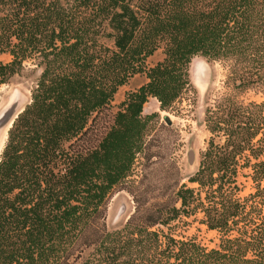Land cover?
Listing matches in <instances>:
<instances>
[{
  "label": "trees",
  "instance_id": "16d2710c",
  "mask_svg": "<svg viewBox=\"0 0 264 264\" xmlns=\"http://www.w3.org/2000/svg\"><path fill=\"white\" fill-rule=\"evenodd\" d=\"M2 54L0 85L28 63L39 76L0 154V264H264V0H0ZM197 56L226 66L229 91L205 109L195 186L164 183L150 201L152 188L129 178L138 158L171 177L161 150L173 130L167 119L164 138L149 136L159 114L143 106L153 97L172 112L194 91ZM139 73L147 81L107 120ZM248 90L262 100H241ZM243 170L255 192L241 198ZM121 185L134 209L109 230ZM192 216L217 232L216 247L173 234Z\"/></svg>",
  "mask_w": 264,
  "mask_h": 264
},
{
  "label": "rangeland",
  "instance_id": "374dc122",
  "mask_svg": "<svg viewBox=\"0 0 264 264\" xmlns=\"http://www.w3.org/2000/svg\"><path fill=\"white\" fill-rule=\"evenodd\" d=\"M163 58L162 50H157L146 61L147 66H153ZM11 60L9 54H2L0 61L7 63ZM192 64H195L194 73H192ZM190 80L194 91L191 94L183 96L174 107L172 112H165L159 109L158 101L150 97L143 106V115L157 112L159 116L154 118L149 127V136H166V131L159 124L166 125V118L170 122L169 132L165 138L168 143L161 152L164 155L163 162L173 163L170 168V178H165V168L162 161L155 159V163L150 167L143 165V160L138 158L135 162L130 181L140 182L139 186L152 188L149 196L153 201L155 197L161 194L164 183L170 184L173 190L182 183L193 187L194 184L188 182V178L194 174L198 168L200 153L205 150L210 133L206 129L204 122V112L206 107L225 92L229 91L227 82L226 66L221 61H207L205 58L194 57L189 65ZM39 70L31 64H26V69L20 74L13 76L7 83L0 85V111L6 106L12 96H19L23 99L21 110L30 102V90L35 84ZM147 81L145 73H139L130 78L127 83L119 87L114 95L110 109L107 111L109 119L119 110L120 103L125 99L129 91H133ZM239 98L245 102L261 101V95L254 90H248L240 94ZM20 110V111H21ZM6 141V139H5ZM5 143V142H4ZM4 146V144H3ZM2 151V150H1ZM1 154V152H0ZM192 157V158H191ZM248 170H243L238 176L240 184L241 198L255 192L252 181L243 176ZM177 185V186H176ZM264 187V182L261 184ZM134 209L132 195L126 190V185L118 186L110 195L106 214V225L109 230L121 228ZM264 214V206H263ZM201 215H197L200 218ZM185 222H179L173 228L172 232L179 238H196L202 245L213 248L219 243V236L216 231L207 230L206 226L200 224L194 216L185 218Z\"/></svg>",
  "mask_w": 264,
  "mask_h": 264
},
{
  "label": "bare ground",
  "instance_id": "6f19581e",
  "mask_svg": "<svg viewBox=\"0 0 264 264\" xmlns=\"http://www.w3.org/2000/svg\"><path fill=\"white\" fill-rule=\"evenodd\" d=\"M191 70H192V73H194V70H195V64H192V68H191ZM13 98H14V97L12 96V97L9 99L8 103L6 104V106L12 103V101L14 100ZM23 102H24L23 99L20 100V102L17 104L15 110L13 111L12 115H11V116L9 117V119L6 121V123L4 124V126H3L2 128H0V129H1V130H0V146H2V148H3V144H4V142H5L6 136H7L8 129L10 128V126H11V124H12V121L15 119V116L20 112V110H21V108H22V105H23ZM6 106H5V107H6ZM5 107H4V108H5ZM2 112H3V110L0 111V115H1ZM2 148H0V152H1Z\"/></svg>",
  "mask_w": 264,
  "mask_h": 264
},
{
  "label": "water",
  "instance_id": "95a60500",
  "mask_svg": "<svg viewBox=\"0 0 264 264\" xmlns=\"http://www.w3.org/2000/svg\"><path fill=\"white\" fill-rule=\"evenodd\" d=\"M14 98V100L12 101V103L11 104H9V105H7L5 108H3L2 110H3V112L1 113V115H0V128H2L3 126H4V124L6 123V121L9 119V117L12 115V113H13V111L15 110V108H16V106H17V104L20 102V97L19 96H13ZM24 109V108H23ZM22 109V110H23ZM21 110V111H22ZM20 111V112H21ZM19 112V113H20ZM18 113V114H19ZM17 114V115H18ZM17 115L15 116V118L17 117ZM166 120H167V118H166ZM14 121V120H13ZM13 121H12V123H13ZM12 125V124H11ZM11 127V126H10ZM1 130V129H0ZM192 158V157H191Z\"/></svg>",
  "mask_w": 264,
  "mask_h": 264
},
{
  "label": "clouds",
  "instance_id": "9594fccd",
  "mask_svg": "<svg viewBox=\"0 0 264 264\" xmlns=\"http://www.w3.org/2000/svg\"><path fill=\"white\" fill-rule=\"evenodd\" d=\"M0 148H2V146H0Z\"/></svg>",
  "mask_w": 264,
  "mask_h": 264
}]
</instances>
